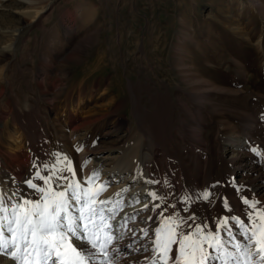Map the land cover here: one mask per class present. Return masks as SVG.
Segmentation results:
<instances>
[{"label": "rangeland", "instance_id": "obj_1", "mask_svg": "<svg viewBox=\"0 0 264 264\" xmlns=\"http://www.w3.org/2000/svg\"><path fill=\"white\" fill-rule=\"evenodd\" d=\"M10 45L0 144L10 162L21 144L32 178L70 151L112 160L128 133L161 134L174 166L198 178L207 163L227 195L234 166L239 179L264 174V0H0V47Z\"/></svg>", "mask_w": 264, "mask_h": 264}, {"label": "bare ground", "instance_id": "obj_2", "mask_svg": "<svg viewBox=\"0 0 264 264\" xmlns=\"http://www.w3.org/2000/svg\"><path fill=\"white\" fill-rule=\"evenodd\" d=\"M10 50L14 51L13 45H10L9 48L0 47V54ZM6 77L4 70L0 71V80H5ZM4 90L5 87H2L0 98ZM200 136L201 133L199 131H191V137L189 136V138H192V141H197L200 139ZM123 137L125 141H123L118 154L112 160L104 158L100 161V158L99 160L95 159L88 151L80 153L78 151L79 154H75L69 150L70 153L68 152L67 156L72 161L78 180L83 181L93 173H98V180L103 181L104 183L102 182V184L107 185L106 191L102 192L97 199L111 200V204L102 205V207L115 210V219L109 221L113 225V234L117 237L109 246L110 255L113 257V264H151V259L153 258L152 240L155 238V230L169 216H174L178 220H186V223L178 229V231L186 233L193 231L195 225L205 228L206 232H213L220 221L227 218L229 220V227H231V234L227 230L221 231L227 251L236 252V249L233 247L234 243H240L241 245L248 244V241L242 234V229L238 225L232 227V218L237 217L248 223L247 213L249 212V208L248 205L243 203L244 199H247L250 203L255 202L257 210L264 209V174L260 169L247 170V173H261L262 175H259L257 178L252 177L251 179L244 180L242 177H240L241 179L237 177L238 175L242 176L241 170H243V174L246 172L241 165L242 163L238 164L237 167L234 166V177L232 176L233 179L230 180L233 182L234 189L231 195H227L228 191L224 187L225 184L214 180L216 178L215 170L212 167L210 168L207 163L205 164L201 161L197 163L199 177L203 176L205 178V182L201 180L202 184L198 182L199 177L193 176L191 172L193 168L185 161H180L177 167L174 166L171 162L172 157H170L174 155L173 147L171 143L166 142L161 134H148L146 135V141H143L142 137L133 140L131 133ZM246 137L248 139L244 138L245 140H243L248 146L251 140L250 134H247ZM232 138L233 144L238 142V138ZM16 139L14 138L15 141ZM226 145H222L224 148L221 154H223L225 161H223L222 168H231L233 166L232 157L228 158L224 154L226 147H228ZM20 150L21 144L17 141L14 147H9L7 151L11 153L9 157L13 161L10 162V159L7 157L8 153L5 152L0 144V192L9 195L15 192L18 194L15 199L20 197L37 199V195L25 183V181L34 178L30 174L24 173L25 167L30 162V158L26 154L22 155ZM44 151L40 152L39 150L37 152L41 159H46L44 156L47 153L45 152L44 155ZM200 151H204L203 154L209 156L208 151L202 148ZM262 156L263 153H258L260 161ZM107 162L110 163L109 167L106 164ZM13 164H16V167ZM42 170L44 175H46L44 167ZM62 174L65 176L71 175L68 172ZM228 175L226 174V176ZM35 183L42 186V183ZM150 192H155L158 197H162L163 199L152 200L148 195ZM204 193L209 194L208 200L203 199ZM15 199L13 202H15ZM225 202H227V207L225 206ZM146 204L148 205V209H145ZM156 204H159L160 207L156 208ZM107 214L111 215V213ZM193 216L195 219L190 218ZM145 231L148 232V236L144 235ZM6 235L8 234L6 233ZM172 247L173 252L176 253L177 246L173 245ZM145 248H147V251H145ZM205 249L206 251L208 250L207 245H205ZM11 251L12 249L8 251L0 250V264H16V261L11 257ZM102 259V257L97 259L95 264H101ZM215 264H219V262H215Z\"/></svg>", "mask_w": 264, "mask_h": 264}, {"label": "snow or ice", "instance_id": "obj_3", "mask_svg": "<svg viewBox=\"0 0 264 264\" xmlns=\"http://www.w3.org/2000/svg\"><path fill=\"white\" fill-rule=\"evenodd\" d=\"M43 167L46 175L35 173L42 186L33 179L25 181L37 199H15V192H0V250L12 249L10 254L16 264H95L100 257L101 264H113L109 246L117 237L109 221L115 219V210L102 207L111 200L97 199L107 185L97 186L98 173L78 180L66 156L57 155L55 164ZM64 172L71 175L65 176ZM148 195L152 200L163 199L155 192ZM203 199L208 200L209 194L204 193ZM243 203L249 208L248 223L233 217L232 227L242 229L248 244L234 243L235 253L227 251L221 236L223 230L231 234L227 218L213 232L195 225L186 233L178 231L186 220L169 216L155 230L151 264H264V209L257 210L256 203L247 199ZM144 235L148 236V232ZM173 245L177 246L176 253Z\"/></svg>", "mask_w": 264, "mask_h": 264}]
</instances>
